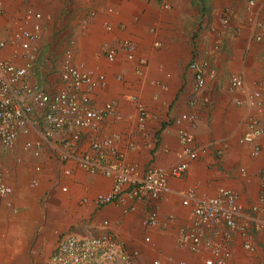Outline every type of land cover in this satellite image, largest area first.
Returning a JSON list of instances; mask_svg holds the SVG:
<instances>
[{"label": "crops", "instance_id": "0c3cea01", "mask_svg": "<svg viewBox=\"0 0 264 264\" xmlns=\"http://www.w3.org/2000/svg\"><path fill=\"white\" fill-rule=\"evenodd\" d=\"M29 10L40 17L28 16ZM36 24L37 55L28 80L50 93L64 88L68 51L73 66L93 79L104 77L88 92L90 108L109 104L113 113L80 128L78 140L62 130L42 142L38 155L22 147L37 135L0 147L12 188L0 197V264H44L63 235L93 234L103 221L137 252L134 264H207L215 259L210 245L229 252L226 264H264V132L255 141L257 154L239 141L251 120L264 129L263 111L256 101L246 102L249 92L260 90L264 104V0H0V39L6 41L0 59L22 65V51L9 39ZM194 59L208 63L203 100L193 88ZM233 75L243 78L242 87H231ZM138 104L145 109L142 119ZM182 114L192 118L177 122ZM180 129L193 137V159L181 152ZM110 136L118 157L140 172L166 170L165 191L97 205L96 195L110 191L112 178L87 171L72 155L89 153L92 141ZM66 152L69 157L62 156ZM180 161L187 168L169 173ZM221 187L243 204L239 225L245 234L217 221L199 229L193 249L186 237L194 226L193 204ZM151 214L153 224L146 222Z\"/></svg>", "mask_w": 264, "mask_h": 264}, {"label": "built area", "instance_id": "2783aa9c", "mask_svg": "<svg viewBox=\"0 0 264 264\" xmlns=\"http://www.w3.org/2000/svg\"><path fill=\"white\" fill-rule=\"evenodd\" d=\"M27 15L40 17L39 13L30 10ZM225 22L226 18L223 19V23ZM39 30V25L36 24L33 31H17L9 39V42H16L22 51V65L17 66L0 59V147H12L21 136L37 135L36 141L27 139L22 143L24 150L32 149L35 155L40 153L42 142L53 141L62 130L71 131L73 140H78L80 128L89 127L102 120L105 115L113 113L109 104L99 109L90 108L88 92L102 82L104 77L100 75L99 79H93L89 72H83L73 66L68 51L61 71V79L65 82L64 88L50 93L37 83L28 80L34 75L37 55L34 42L38 38ZM5 45L6 41L0 39V48ZM128 47L132 49L131 45ZM108 58L112 59V53L108 54ZM207 67L208 63L205 60L194 59L190 63L195 79L193 88L195 93H199L201 100L203 99L200 91L205 86ZM230 82L231 87L243 86V78L238 75H233ZM260 97L261 91L253 90L247 94L246 102L251 104L256 101L264 113V104L261 103ZM192 103L194 100L190 102ZM138 110L142 119L145 109L138 104ZM186 118H192V115L182 114L176 121L180 122ZM263 132L264 129L259 127L256 121L251 120L239 141L252 144V152L257 154L259 149L255 141ZM178 134L182 154L190 159L195 158L196 151L190 146L193 141L192 135L183 129H180ZM69 143L65 142L66 145ZM90 147L91 152L72 156L87 171H99L112 178L110 191L96 195L97 205L123 202L124 198L133 201L143 200L147 195L156 197L165 191L168 172L161 167H151L140 172L135 165L118 157L120 154L115 147V137L92 141ZM62 156L69 157L67 152ZM186 168L187 162L180 161L170 169L169 173L178 176ZM36 169L38 170L39 167ZM261 175L264 178V166ZM11 192L12 188L4 179V168L0 163V197H8ZM192 197L193 194L189 193L182 203L189 204ZM192 209L194 226L186 233V237L191 240L195 249L200 243L199 229L209 227L217 221H222L228 228L238 229L243 235L245 234V228L239 225L243 204L232 189L221 187L217 195L197 199ZM155 219V214H151L146 222L153 224ZM245 246L251 247L249 243ZM210 247L217 258L214 261H207V264H226L229 252L221 245H210ZM136 254V251L128 250L118 235L108 228V222L103 221L101 229L93 234L83 237L70 233L63 235L44 264H134ZM153 264L160 262L154 260ZM178 264L183 263L179 261Z\"/></svg>", "mask_w": 264, "mask_h": 264}, {"label": "bare ground", "instance_id": "6f19581e", "mask_svg": "<svg viewBox=\"0 0 264 264\" xmlns=\"http://www.w3.org/2000/svg\"><path fill=\"white\" fill-rule=\"evenodd\" d=\"M192 247H193V246H192ZM193 249H195V248H193ZM211 249H212V248H211ZM214 255H215V254H214ZM216 258H217V256L215 255V259H216ZM215 259H214V260H215ZM214 260H211V261H214ZM208 261H209V260H208ZM182 263H183V262H182Z\"/></svg>", "mask_w": 264, "mask_h": 264}]
</instances>
